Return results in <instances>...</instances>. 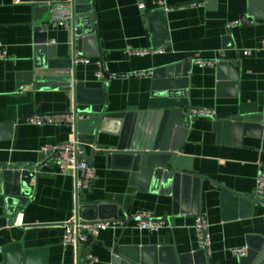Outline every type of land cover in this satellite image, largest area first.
<instances>
[{"label": "crops", "instance_id": "crops-1", "mask_svg": "<svg viewBox=\"0 0 264 264\" xmlns=\"http://www.w3.org/2000/svg\"><path fill=\"white\" fill-rule=\"evenodd\" d=\"M74 2L0 0V47L7 51V57L0 60V127L11 126L0 139V164L37 166L32 197L23 210H17V203L0 204V264H9L5 251L12 246H20L22 253L40 252L34 264H78L76 248L64 245L63 239L65 226L87 204L115 206V219L151 213L168 222V227L157 232L139 229L133 222L125 229L103 231L88 244L96 264H115L118 254L131 256L136 249L146 248L171 247L180 257L194 256L203 251L196 231L200 214L210 225V251L205 252L209 263L239 264L235 250L257 247L264 240V203L257 192L264 157V0H92L82 5L92 6L91 28L97 37L87 52L100 53L85 57L90 64H73V83L103 90L108 113L150 111L155 72L191 64L183 98L190 128L181 156L182 165L200 180L178 203L173 194L142 190L133 183L132 171L119 160L110 161L101 148L111 150L120 137L107 133L99 134L97 145H84L85 158L92 157L96 180L78 202L75 178L62 175L54 160L46 161L40 154L45 145L72 141L75 129L23 122L34 114L70 112L76 104L74 92L58 81L43 80L37 86L29 75L37 61L38 18L49 16L52 21L48 44L56 48L58 59L74 58V23L73 31L55 24L53 10L58 4L74 7ZM44 8L52 10L37 14ZM234 22L241 23L232 26ZM75 48L76 55L84 57ZM155 48L166 51L147 56L128 52ZM196 60L215 65L203 68ZM98 63L103 65L102 79L96 76ZM199 110L215 115H194ZM247 117L260 120L241 127L217 124ZM110 130L120 128L110 126ZM224 189L250 201V209L224 204ZM112 208L108 207L107 216L114 214ZM18 216L21 226L14 224ZM155 253L156 264H161L159 252ZM190 263L196 264L195 258Z\"/></svg>", "mask_w": 264, "mask_h": 264}, {"label": "water", "instance_id": "water-1", "mask_svg": "<svg viewBox=\"0 0 264 264\" xmlns=\"http://www.w3.org/2000/svg\"><path fill=\"white\" fill-rule=\"evenodd\" d=\"M92 0H75L74 2V40L80 56L96 57L86 49L90 44L97 42L95 30L91 28L92 6L83 8V4H90ZM52 10L44 8L37 10L46 12ZM159 12L155 15L157 16ZM38 18V17H37ZM37 47L35 69L29 75L39 86V81L55 80L62 87L74 92L76 111L87 116L77 124L80 142L85 145L98 144L100 133L115 134L120 137L119 143L108 153L110 161L119 160L126 169L132 171L133 183L142 190L164 194H173L178 203L181 195L185 194L190 186L198 185L200 178L191 173V168L182 165L185 139L190 128V114L183 112L187 107L183 99L186 95L187 76L191 70L190 62L159 69L154 74L152 100L150 111L144 113L110 114L106 109V99L103 90L86 89L84 83H73V59L59 60L56 48L49 46L48 30L52 24L50 17L36 20ZM44 32V33H43ZM47 54V55H46ZM231 70L234 64H229ZM182 70V71H181ZM235 70V69H234ZM237 71V69H236ZM236 80V79H235ZM257 117H247L236 121H225L226 126L241 127L244 123L257 122ZM110 126H118L119 131L112 132ZM11 126L0 127V139L3 133ZM5 137V136H4ZM90 163L92 157L86 158ZM37 166H6L0 164V204L17 203V210H23L33 193V179L36 177ZM197 196V193H196ZM221 200L224 204L234 203L242 208L250 209L251 202L236 196L230 190L224 189ZM109 204H87L81 208L80 218L84 220L115 219L118 217L115 206ZM108 207H114V214L107 216ZM193 212L196 213L194 210ZM249 215V214H248ZM90 249V248H89ZM87 249V250H89ZM156 251L161 257V264H210L204 251L194 256L180 257L174 248H146L142 252L136 249L133 255L118 254L115 264H156ZM9 264H34L33 260L40 252L22 253L20 246H12L6 251ZM15 254V255H14ZM153 261V263H152ZM239 264H264V240L257 246H250L247 255L240 257Z\"/></svg>", "mask_w": 264, "mask_h": 264}, {"label": "built area", "instance_id": "built-area-1", "mask_svg": "<svg viewBox=\"0 0 264 264\" xmlns=\"http://www.w3.org/2000/svg\"><path fill=\"white\" fill-rule=\"evenodd\" d=\"M141 8L144 6L141 5ZM54 10V23L64 26L70 30L75 18L73 4H58L53 7ZM241 22H234L231 25H239ZM74 49V65L77 64H90L91 60L85 57L76 55L75 43H72ZM264 49V45H263ZM164 48H155L147 50H128L131 55L147 56L159 55L165 53ZM249 52H245L248 54ZM7 57V51L0 47V60ZM195 63L203 68L212 67L215 65L213 62L196 60ZM99 70L97 71V78L102 79L104 76V69L102 63H98ZM152 73H139L135 75H151ZM194 115L214 117L215 113L208 110L194 111ZM87 116L77 113L76 104L74 108L67 113L56 114H34L28 116L23 120L24 123L41 127L46 125L55 126H71L75 129V138L67 143L57 145H45L41 148L40 154L47 160H54L62 175H68L75 178L76 184V197L79 198L82 193L89 190L96 180V170L94 166L84 156V145L79 140L77 132V124L79 121L85 120ZM257 192L261 202L264 203V157L260 164V171L257 178ZM22 217L18 216L15 225H22ZM133 222L139 229L159 231L168 227V222L165 219H157L151 213H140L126 219H98V220H84L77 215L71 222L65 226V234L63 244L66 246H73L76 248L78 264H96L97 259L90 253L89 242L91 239L96 240L103 231L125 229ZM196 231L199 238L201 249L209 253L210 251V225L207 218L200 214L197 216ZM247 248L235 250V254L239 257L247 255ZM3 250L0 248V254Z\"/></svg>", "mask_w": 264, "mask_h": 264}]
</instances>
